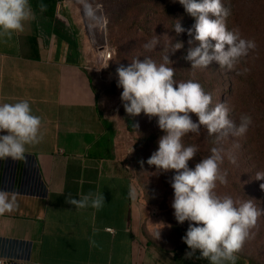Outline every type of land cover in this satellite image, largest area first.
<instances>
[{"label":"crops","instance_id":"0c3cea01","mask_svg":"<svg viewBox=\"0 0 264 264\" xmlns=\"http://www.w3.org/2000/svg\"><path fill=\"white\" fill-rule=\"evenodd\" d=\"M57 4L49 17L29 1L35 19L0 35V104L27 101L43 137L25 145L22 160L0 158V189L16 193L18 205L0 215V264H173L141 233L135 184L99 108L92 68L105 23L73 0ZM30 35L38 59L24 55ZM89 192L104 195L99 210L65 203L68 193Z\"/></svg>","mask_w":264,"mask_h":264},{"label":"clouds","instance_id":"9594fccd","mask_svg":"<svg viewBox=\"0 0 264 264\" xmlns=\"http://www.w3.org/2000/svg\"><path fill=\"white\" fill-rule=\"evenodd\" d=\"M179 3L195 18L193 28L187 29V33L192 36L194 29V40L199 44L190 47L184 57L192 63V68H207L215 61L220 68L231 70L235 62L256 47L255 41L241 38L238 30H228L225 20L230 9L225 8L221 0H179ZM39 8L44 12L47 5L40 4ZM29 19H35L29 0H0V35L11 38L13 32L23 31V22ZM174 30L177 34L185 31L179 22L174 25ZM158 44L159 40L154 37L143 47L151 52ZM182 47L183 44L177 42L172 51ZM171 63L166 54L159 65L148 56L143 60L136 58L127 66L120 64L116 73L117 86L123 89L121 100L126 113L131 116L143 112L150 118L158 117V126L166 133L160 137L158 149L147 159V164L155 166L157 172L175 170L171 181L174 190L171 206L178 223L189 221L182 241L190 250L184 258L207 259L209 264H225L226 261L236 264L235 253L239 252L249 230L264 210H257L251 199L234 202L230 196L215 194L217 181L227 183V173H221L219 167L224 149L213 148L210 156L190 169L188 162L195 157L198 148L194 145L185 147L181 140L188 133L199 134L201 126H205L210 135L219 134L218 140L229 134L241 136L247 132L251 118L242 116L236 125L228 118L224 104L210 108L211 95L192 80L175 81V70L166 66ZM190 113L195 114L198 121H193ZM40 126L41 118L31 114L27 101L0 104V132L7 133L0 135V158L24 159L25 145L37 144L43 139L39 135ZM229 158L235 162L234 158ZM139 163L143 168L145 161ZM255 179L264 180V172H257ZM260 188L264 190V183ZM65 203L77 210L88 207L99 210L105 197L99 192L81 194L79 198L68 193ZM16 207V193L0 189V215L11 213ZM159 235L160 232L157 238ZM90 244L96 246L94 240H90ZM197 250L199 256H196Z\"/></svg>","mask_w":264,"mask_h":264},{"label":"rangeland","instance_id":"374dc122","mask_svg":"<svg viewBox=\"0 0 264 264\" xmlns=\"http://www.w3.org/2000/svg\"><path fill=\"white\" fill-rule=\"evenodd\" d=\"M73 1L79 7H82L80 9L82 13L85 8L93 9L98 14L99 19L100 17L104 18L105 36H108V32L106 29L107 8L104 4H118V7H120V4H123L122 0H116L115 2L112 0ZM159 7L160 5L154 8H133L131 11L121 15L122 19L119 24L110 31L117 39L115 44L109 43L106 40V46L111 50L112 58L106 68L94 70L93 79L98 89L99 108L114 127L118 158L126 164L137 190V200L142 211L140 218L141 233L147 242L150 241L153 245L171 248L180 241L178 232L188 222L185 221L183 224L178 223L174 216V209L171 206L174 199V190L171 187V181L175 175V170L157 172L155 166L147 164L148 158L140 159L145 161L143 168L140 163L138 164L136 162V138L146 134L150 130L152 127L151 120L155 119V117L150 118L142 112L136 119L138 128L135 127L133 132L126 129L125 121L121 116L123 107L121 93L123 89L117 86L118 76L116 68L118 66L116 65L117 61H115L118 49L121 51L123 65H128L134 59H140L146 55L160 56L166 49L168 44V34L165 32L164 26L166 23L155 12ZM236 7L238 10V24L243 29L244 39L255 41L256 47L250 49L247 55L251 59V70L258 76L256 90L264 93V0H237ZM143 20L146 23L145 26L148 28L144 32L136 29V22ZM154 37L159 40V44L153 51H146L143 45ZM214 63L215 61L211 64ZM166 66L169 67L168 65ZM199 69L203 68H194V70ZM217 72L219 73L216 75L210 88H214L215 94H221L213 95V103L215 106L217 104H224L228 109V118L234 123H237L240 118L238 111L241 109V96L252 91L248 88L244 80L239 79L237 83V94L232 97L231 84H233V78L236 81L238 79L233 77L229 70L224 71L221 69ZM156 118L158 119V117ZM230 138H222L219 140L220 148L224 149L222 153L225 159L224 162L229 163V166L219 167L221 173H229L231 171L235 179H232V177L230 179L227 178V174V183L221 184L217 181L214 192L220 197L230 196L234 202H243L251 199L257 210H264V190L260 188V184L264 183V180H256L255 172L250 173L249 169L240 167L249 166L245 163L247 152L240 150L245 136H230ZM201 142V139L200 142L197 139L196 145L199 147V143L201 144ZM206 142L210 143V138L204 140V143ZM236 146L237 149L239 148L237 150L238 152L232 153V148H236ZM228 156L234 158L235 162H231L230 158L226 159ZM190 169H194V167ZM159 232L160 235L157 238ZM239 252L255 258L259 264H264V212L257 217L255 226L249 230V236L245 239Z\"/></svg>","mask_w":264,"mask_h":264},{"label":"trees","instance_id":"16d2710c","mask_svg":"<svg viewBox=\"0 0 264 264\" xmlns=\"http://www.w3.org/2000/svg\"><path fill=\"white\" fill-rule=\"evenodd\" d=\"M31 7H39L40 4L47 5V9L45 14L49 17L55 15L56 12V5L60 0H29ZM116 1V0H112ZM200 2V0H197ZM123 4H104L106 5L107 10V20H106V29L108 32V36H106V40L109 43L115 44L117 40L115 35L111 34V30L114 29L122 19V14L131 11L133 8L143 9L144 7H151L154 8L160 5L159 9L155 12L159 14L166 23L165 32L168 34V44L166 49L160 54V56H148L152 58L157 64L163 62V57L167 54L169 60L172 62L168 64L169 67H172L174 72V80L177 82H187L192 80L194 82L199 83L203 90L210 94L212 97V102L210 104V108H214L213 103V95H220L221 93H214V88H210L213 84L216 75H218V70L222 68L215 62L214 64H210L207 68L194 70L192 68V63L184 57L187 55V51L190 47L198 46L199 42L194 40L195 31L193 29V35L189 36L187 33V29L193 28L195 24V18L188 14L183 5L179 3V0H122ZM222 5L225 8L230 9V15L226 18L225 23L228 30H238L241 38L244 39V32L241 26L238 24V10L236 7L237 0H221ZM214 18V17H213ZM179 22L181 26L185 29L183 33L177 34L174 30V25ZM143 24V25H141ZM145 21L136 22V29L140 31H147L148 28L145 26ZM150 36V34H148ZM28 44L30 47L29 54H24L28 58L38 59L39 58V48L37 37L35 35H30L27 37ZM192 40V43L189 44V41ZM181 42L183 47L179 50L172 51L173 46L177 43ZM215 43L214 41L212 42ZM123 54V53H122ZM140 59L143 60L144 57ZM160 57V58H158ZM115 61H117L116 65L119 66L123 63L121 51L117 50V56ZM251 59L247 55L239 59V61L235 62L233 68L229 70L232 73L233 77H236L238 80L236 81L235 78L232 82V97L237 94V83L240 80H244L245 83L248 85V88L252 91L251 93L247 92L245 95L241 96V109L238 111V115L240 116L239 121L235 123L239 125L240 119L242 116H248L251 118V123L248 126L247 132L243 134L245 136V140L243 144L240 146V150H245L246 153V161L245 163L249 166H240L241 168L249 169L250 173H257V172H264V93H260L257 91V78L258 76L253 73L251 70ZM127 66V65H125ZM116 68V67H114ZM244 69H247L245 72ZM224 71H228L227 68H223ZM240 73V74H238ZM240 75V77H239ZM244 78V79H241ZM228 81V80H227ZM231 81V80H229ZM219 97V96H218ZM237 112V111H236ZM193 121H198V117L195 114H191ZM123 120L125 121L126 129L130 132L135 130L136 126V119L138 116H131L126 113L124 106L122 107V114ZM158 119L151 120L152 127L146 133L141 135L140 137L136 138L135 142V151H136V162L139 164L140 159L149 158V156L158 149V141L160 137L165 135L166 133L161 130L157 123ZM219 134H209L208 130L205 126H201L199 134L196 133H188L182 137V144L187 147L194 145L198 148V152L193 159L188 162V167L195 168V165L199 163L202 159L207 158L210 156L211 150L213 148H220ZM233 135L229 134L227 137L230 138ZM240 137V136H239ZM210 138V143H204V140ZM223 138V139H224ZM200 142L199 147L196 145V140ZM231 139V138H230ZM233 140V139H231ZM234 143V142H232ZM235 144V143H234ZM232 145V144H231ZM233 146V145H232ZM239 148H232V153L238 152ZM238 155V154H237ZM228 156L226 159H228ZM224 155H223V162L220 166H229V163L224 162ZM227 178L235 179L233 177L232 172H227ZM256 175V174H255ZM189 225V221L185 223L184 228H180L178 235L180 237V241L171 248H165L161 245H155L158 248L164 249L172 254V261L173 264H209L207 259H197L193 257L192 259H185L186 251H189L188 246L182 241V237L185 235L187 228ZM151 243L150 241H148ZM199 250L196 252V256H199ZM237 259L236 264H259L255 258L246 256L241 252L235 253ZM225 264H231V262L226 261Z\"/></svg>","mask_w":264,"mask_h":264},{"label":"built area","instance_id":"2783aa9c","mask_svg":"<svg viewBox=\"0 0 264 264\" xmlns=\"http://www.w3.org/2000/svg\"><path fill=\"white\" fill-rule=\"evenodd\" d=\"M59 4H57L58 6ZM88 9L85 8L84 11H87ZM102 23L104 25V18L102 17ZM112 58V52L109 50V48L104 45L100 46L96 52V59H95V66L92 68L94 70H101L107 67L108 62ZM108 231H112L111 228H106Z\"/></svg>","mask_w":264,"mask_h":264}]
</instances>
